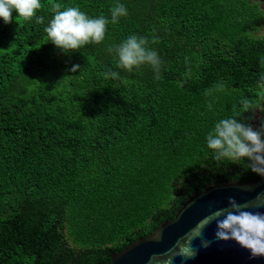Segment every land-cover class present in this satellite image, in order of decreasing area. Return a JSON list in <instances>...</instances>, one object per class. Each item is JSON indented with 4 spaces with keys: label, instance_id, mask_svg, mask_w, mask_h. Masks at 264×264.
<instances>
[{
    "label": "trees",
    "instance_id": "obj_1",
    "mask_svg": "<svg viewBox=\"0 0 264 264\" xmlns=\"http://www.w3.org/2000/svg\"><path fill=\"white\" fill-rule=\"evenodd\" d=\"M117 2L0 19V264H107L195 189L261 176L213 160L205 137L243 102L239 119L264 122V0H119L129 15L100 44L49 41L53 5L110 19ZM132 34L158 52L159 79L107 51Z\"/></svg>",
    "mask_w": 264,
    "mask_h": 264
},
{
    "label": "clouds",
    "instance_id": "obj_2",
    "mask_svg": "<svg viewBox=\"0 0 264 264\" xmlns=\"http://www.w3.org/2000/svg\"><path fill=\"white\" fill-rule=\"evenodd\" d=\"M41 7V0H0V19L5 24L16 20L17 17L25 21L35 18L37 22H42L43 17L36 15ZM52 7L54 15L45 31L49 41L65 53L77 51L88 44H100L106 39L107 25H115L119 23L120 18L129 15L128 8L119 0L110 9V19L104 15L89 16L78 5L67 6L63 10H60V4ZM13 12L16 13L15 17ZM107 51L117 57L122 69L132 72L141 66H151L159 79L162 61L158 52L149 47L146 37L129 35L119 44L110 45ZM78 67L74 65L72 70L75 71ZM106 75L115 77L118 74L110 71ZM242 107L243 111L239 116H228L214 122L206 133V146L213 160L241 164L247 161V167L251 171L264 176V122L254 129L239 119L244 112L251 109L247 102H243ZM261 205H264V201H257L256 206ZM250 206L237 204L230 198L229 207L211 213L197 225L194 234L199 235L207 223L216 220L217 238L233 239L240 246L250 250L253 256H264V213L244 210ZM181 252L186 257L194 255V251L188 246L182 247Z\"/></svg>",
    "mask_w": 264,
    "mask_h": 264
},
{
    "label": "water",
    "instance_id": "obj_3",
    "mask_svg": "<svg viewBox=\"0 0 264 264\" xmlns=\"http://www.w3.org/2000/svg\"><path fill=\"white\" fill-rule=\"evenodd\" d=\"M249 204L244 209L264 213V176L240 182L206 185L181 204L172 220L165 221L153 232L111 253L107 264H264V256H253L235 240L217 238V223L212 220L199 235L194 230L202 220L218 209L229 207V199ZM190 247L194 255L186 257L181 248Z\"/></svg>",
    "mask_w": 264,
    "mask_h": 264
},
{
    "label": "rangeland",
    "instance_id": "obj_4",
    "mask_svg": "<svg viewBox=\"0 0 264 264\" xmlns=\"http://www.w3.org/2000/svg\"><path fill=\"white\" fill-rule=\"evenodd\" d=\"M263 8V11H264V7H262ZM262 33H264V24H263V29H262Z\"/></svg>",
    "mask_w": 264,
    "mask_h": 264
}]
</instances>
